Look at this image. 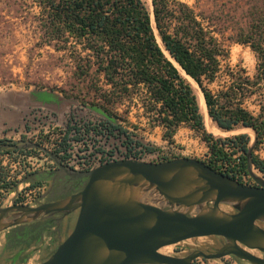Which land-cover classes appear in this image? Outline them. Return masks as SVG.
Instances as JSON below:
<instances>
[{
	"label": "trees",
	"instance_id": "obj_1",
	"mask_svg": "<svg viewBox=\"0 0 264 264\" xmlns=\"http://www.w3.org/2000/svg\"><path fill=\"white\" fill-rule=\"evenodd\" d=\"M34 1L39 7L40 43L68 53L72 77L86 83L91 106L103 116L101 126L124 134L131 147L134 140L123 122H129L135 105L152 128L163 129L162 138L169 144L175 143L182 127H188L206 142L210 159L205 162L212 168L241 182L250 175L251 135L242 132L223 138L208 132L190 79L199 85L208 115L220 130L251 128L257 134L255 150L264 143V0H250L244 20L233 25L230 36L253 51L252 76L243 66L223 70L222 59L228 58L229 50L219 22L184 1L151 0L152 9L144 0ZM221 76L225 81L213 89ZM248 102L257 106L256 112ZM255 150L251 162L264 171V161ZM143 152L129 154L142 159Z\"/></svg>",
	"mask_w": 264,
	"mask_h": 264
},
{
	"label": "rangeland",
	"instance_id": "obj_2",
	"mask_svg": "<svg viewBox=\"0 0 264 264\" xmlns=\"http://www.w3.org/2000/svg\"><path fill=\"white\" fill-rule=\"evenodd\" d=\"M144 1L152 9L151 0ZM181 1L188 3L201 14L211 15L219 22L217 24L221 28V39L229 50L228 58L222 59L223 70L228 66H243L252 76L256 67L253 51L230 37L235 31L233 25L236 26L240 19L244 20L245 10L251 1ZM38 15L39 7L34 0H0V140L7 141L0 144V207L23 205L21 194L25 193L37 196L34 206L39 205L37 203L47 194V180L61 170L52 154H56L58 160L72 171L89 170L116 159L134 158L130 155L140 150H145L143 158L140 159L145 161L160 162L183 156L203 161L210 159L209 148L197 132L182 127L175 136V143L169 144L162 138L163 129L159 126L152 128L142 110L135 105L129 113V122H123L134 140L130 152L131 147L127 145L124 134L118 131L111 133L101 126L103 116L91 106L93 98L86 90V83H77L72 77L68 53L56 51L52 46L40 43ZM157 38L162 43L158 34ZM167 54L169 55L168 52ZM191 81L192 84L195 83L192 79ZM224 81L221 76L212 88L217 90ZM73 87L76 88L74 93ZM247 104L251 110L257 111V106L253 103ZM204 121L208 132L216 137L249 133L250 147L254 144L253 151L255 150L257 138L255 141V133L251 129L224 131L211 118ZM136 141L144 145H137ZM33 144H40L46 150ZM146 146L154 148V151H147ZM255 153L264 161V143ZM237 157L238 155L234 156L238 162ZM253 172L264 178V171L253 166ZM243 183L256 185L251 175H245ZM221 208L227 212L235 211L227 204H222ZM15 216V213H9L7 219L11 220ZM77 216L78 213L70 214L60 221L59 227L50 226L49 232L36 243L37 247L26 248L21 256L20 253L14 254L30 244L22 239L37 228L33 221L18 225L14 230L22 236V242L20 238L18 240L17 251L16 245L8 244L9 247H4L5 235L10 229L0 232V264H13L11 260L14 256H28L27 263L31 264L47 259L72 232ZM224 243L225 239L221 236L197 237L165 246L161 248V252L179 257H184L196 249L215 253ZM251 252L264 257V253L259 250ZM195 264L251 263L229 255L220 259L199 257Z\"/></svg>",
	"mask_w": 264,
	"mask_h": 264
},
{
	"label": "water",
	"instance_id": "obj_3",
	"mask_svg": "<svg viewBox=\"0 0 264 264\" xmlns=\"http://www.w3.org/2000/svg\"><path fill=\"white\" fill-rule=\"evenodd\" d=\"M253 149L254 144L247 157L256 185L187 156L160 162L123 158L72 171L52 154L69 176L85 178L84 186L58 201L0 207V232L42 215L78 210L72 232L37 264H195L199 257L229 255L264 264V257L251 252L264 253V178L253 172ZM222 204L235 211L223 210ZM9 213L16 216L8 220ZM207 236H221L225 243L215 253L196 249L179 257L161 252L165 246Z\"/></svg>",
	"mask_w": 264,
	"mask_h": 264
},
{
	"label": "flooded vegetation",
	"instance_id": "obj_4",
	"mask_svg": "<svg viewBox=\"0 0 264 264\" xmlns=\"http://www.w3.org/2000/svg\"><path fill=\"white\" fill-rule=\"evenodd\" d=\"M51 178L52 179L47 180L49 182L47 194L43 197V200H40L39 203L37 204L45 203V202H54V201L67 198L70 195L81 190L86 181L85 178H72L63 170H58ZM75 213H78V210L72 211L68 214H66L65 212H54L51 214L42 215L41 217L37 218L36 220L32 222L33 224L37 226V228L29 232L28 234L24 235L23 239H22V236H19L16 233V231H14L18 227L17 226L11 227L9 228L10 230L5 235L4 247H9V245L10 246L16 245V248H17L16 251H17L18 250L17 245H19V242H18L19 238L21 242L22 240L30 242L28 246L24 247L19 252L14 254V255H17L20 253V256H21L22 251H25L26 248L32 247L33 249H35L37 247L36 243H38L44 237V234L46 232H49L48 230L50 226L54 225V227L55 226L59 227L60 221H62L64 218H66L70 214H75ZM57 230H59V228ZM47 259H44L43 261ZM11 261L13 262V264H18L20 262L21 264H23V263L28 262V261L25 262L24 258H21V257H18L15 261L14 259ZM43 261H39L33 264L41 263ZM27 264H31V263H27Z\"/></svg>",
	"mask_w": 264,
	"mask_h": 264
},
{
	"label": "bare ground",
	"instance_id": "obj_5",
	"mask_svg": "<svg viewBox=\"0 0 264 264\" xmlns=\"http://www.w3.org/2000/svg\"><path fill=\"white\" fill-rule=\"evenodd\" d=\"M182 72L184 73V71L182 70ZM185 74V73H184ZM186 75V74H185ZM187 76V75H186ZM192 79V78H191ZM190 79V80H191ZM193 80V79H192ZM194 81V80H193ZM195 82V81H194ZM194 87H195V90L197 92V96H198V99H199V103H200V108H201V111L203 113V116H204V120H206V118H210L209 115H208V111H207V107H206V103H205V99H204V95L202 93V91L200 90L199 86L197 85V83L195 82L194 84ZM251 129V128H249ZM252 130V129H251ZM253 131V130H252ZM155 199H159L158 195L155 196Z\"/></svg>",
	"mask_w": 264,
	"mask_h": 264
},
{
	"label": "built area",
	"instance_id": "obj_6",
	"mask_svg": "<svg viewBox=\"0 0 264 264\" xmlns=\"http://www.w3.org/2000/svg\"><path fill=\"white\" fill-rule=\"evenodd\" d=\"M1 184H4V182L1 181ZM38 189H40V188H38ZM2 191H3V189H2ZM31 191H33V190H31ZM36 198H37V196H31L29 193L21 194V203L23 205H27V206H34L36 204Z\"/></svg>",
	"mask_w": 264,
	"mask_h": 264
},
{
	"label": "crops",
	"instance_id": "obj_7",
	"mask_svg": "<svg viewBox=\"0 0 264 264\" xmlns=\"http://www.w3.org/2000/svg\"><path fill=\"white\" fill-rule=\"evenodd\" d=\"M27 261H28V259H27Z\"/></svg>",
	"mask_w": 264,
	"mask_h": 264
}]
</instances>
